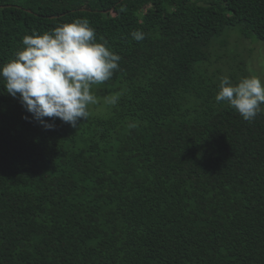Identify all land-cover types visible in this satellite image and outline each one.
Wrapping results in <instances>:
<instances>
[{
    "label": "trees",
    "instance_id": "trees-1",
    "mask_svg": "<svg viewBox=\"0 0 264 264\" xmlns=\"http://www.w3.org/2000/svg\"><path fill=\"white\" fill-rule=\"evenodd\" d=\"M76 19L119 68L54 130L0 78V264H264V110L215 99L252 75L217 42L264 44V0H0V65Z\"/></svg>",
    "mask_w": 264,
    "mask_h": 264
},
{
    "label": "clouds",
    "instance_id": "clouds-1",
    "mask_svg": "<svg viewBox=\"0 0 264 264\" xmlns=\"http://www.w3.org/2000/svg\"><path fill=\"white\" fill-rule=\"evenodd\" d=\"M130 35L136 42L145 38L140 30ZM22 44L13 59L0 65V78L7 94L45 130H54L56 119L73 128L86 120L89 105L96 102L92 86L110 80L121 60L106 40L97 41L87 19L26 35ZM215 99L251 122L264 110V79L251 75L234 84L223 76Z\"/></svg>",
    "mask_w": 264,
    "mask_h": 264
},
{
    "label": "rangeland",
    "instance_id": "rangeland-1",
    "mask_svg": "<svg viewBox=\"0 0 264 264\" xmlns=\"http://www.w3.org/2000/svg\"><path fill=\"white\" fill-rule=\"evenodd\" d=\"M150 11L151 9L147 10L146 13L149 14ZM224 41L228 42L229 48L227 49V53L230 54L229 57L244 62L249 66V70L252 75H256L261 77V79H264V44L263 43L258 42L260 44L252 45V43L248 41L249 43L248 44L237 33L231 35L230 37H227V39L222 38L217 43L220 44V42H224ZM103 102L104 105H107L105 103L106 101ZM103 110L105 113H107L105 108H103Z\"/></svg>",
    "mask_w": 264,
    "mask_h": 264
}]
</instances>
